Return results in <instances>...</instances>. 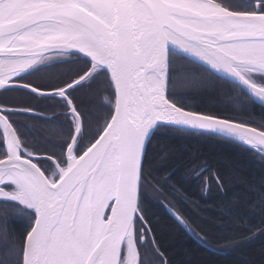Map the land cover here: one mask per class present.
<instances>
[{"label":"snow or ice","instance_id":"6c2138e0","mask_svg":"<svg viewBox=\"0 0 264 264\" xmlns=\"http://www.w3.org/2000/svg\"><path fill=\"white\" fill-rule=\"evenodd\" d=\"M34 71L60 75L24 78ZM245 90L264 104V0H0V264H144L145 185L186 229L184 205L199 201L182 181L195 178L203 196L225 189L194 154L183 176L176 163L159 172L182 160L174 148L152 156L149 182V132L218 131L264 158V123L183 100L228 102ZM28 97L60 108L28 122L26 136L13 116L36 115Z\"/></svg>","mask_w":264,"mask_h":264},{"label":"trees","instance_id":"16d2710c","mask_svg":"<svg viewBox=\"0 0 264 264\" xmlns=\"http://www.w3.org/2000/svg\"><path fill=\"white\" fill-rule=\"evenodd\" d=\"M73 70L77 67L72 61H66ZM59 73L34 71L25 75L26 80L37 81L58 79ZM15 94L19 98L20 92ZM34 101L28 106L35 107V116L16 112L14 122L25 130L28 122L39 121L42 114L57 111L60 105L51 98L28 97ZM185 103L209 110L215 114L243 123L260 126L264 123V106L255 103L242 91L232 101L216 100L209 103L205 97L187 94ZM238 104L239 107L235 105ZM23 106V105H21ZM63 123V120H60ZM176 149L182 160L173 156L168 164L158 169L163 172L173 163L178 164L174 175L183 176L185 167L195 160H207L224 177L223 192L213 191L203 196L199 191V182L193 178L182 181L193 199L199 201L198 209L185 204L191 215L192 229H189L206 246L193 238L186 229L175 224L168 209L145 185L140 202L145 215L150 220L149 239L155 238V246L149 242L140 246L144 264H264V158L253 150L231 141L203 133L160 127L151 138L144 158L143 167L148 169L145 175L149 182L152 176L151 158L161 150ZM19 234L22 229L10 225ZM210 247V248H207ZM144 249V251H143ZM142 250V251H141Z\"/></svg>","mask_w":264,"mask_h":264},{"label":"water","instance_id":"95a60500","mask_svg":"<svg viewBox=\"0 0 264 264\" xmlns=\"http://www.w3.org/2000/svg\"><path fill=\"white\" fill-rule=\"evenodd\" d=\"M248 96L249 98H251L255 103L261 105V106H264V104H261L260 102L256 101L254 98H252L249 93L245 90L244 91ZM160 127H169V128H174V129H179V130H184V131H188V132H194V133H203V134H209V135H213V136H216V137H219V138H222V139H225V140H228V141H231L233 143H236L242 147H245L247 149H250L252 150L250 147H248L247 145H244L241 141H239L237 138L235 137H232V136H227L221 132H218V131H212V130H204V129H198V128H192V127H188V126H182V125H171V124H164V125H160L158 124L154 129H152L149 134H148V137L146 138L145 140V145H144V148L142 149V158H141V165L143 167V162H144V158H145V153L147 151V148H148V145H149V142L151 140V138L153 137L155 131L160 128ZM139 201H140V197H139ZM184 228V227H183ZM186 229V228H184ZM188 231V233L193 237L195 238L199 243L203 244L204 246H206L201 240H199L198 238H196V236L189 230V229H186ZM207 248H210L207 246ZM212 249V248H210ZM214 250V249H212Z\"/></svg>","mask_w":264,"mask_h":264},{"label":"rangeland","instance_id":"374dc122","mask_svg":"<svg viewBox=\"0 0 264 264\" xmlns=\"http://www.w3.org/2000/svg\"><path fill=\"white\" fill-rule=\"evenodd\" d=\"M150 244H151V240L149 239V241H148ZM144 244H146V242L144 243ZM142 251V250H141ZM143 251H144V249H143Z\"/></svg>","mask_w":264,"mask_h":264}]
</instances>
